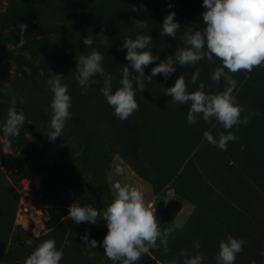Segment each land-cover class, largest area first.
<instances>
[{"label":"rangeland","instance_id":"rangeland-1","mask_svg":"<svg viewBox=\"0 0 264 264\" xmlns=\"http://www.w3.org/2000/svg\"><path fill=\"white\" fill-rule=\"evenodd\" d=\"M204 10L203 0H0V128L12 95L25 114L18 137L5 138L0 130V264H24L46 239L63 251L60 264H112L100 244L106 222L77 225L67 215L73 202L102 213L114 197L115 182L141 190L146 202L156 203L161 228L172 230L167 254L158 241L136 264H182L180 252L191 250L196 240L204 264H215L219 241L227 235L246 240L235 264H264V67L234 76L238 102L259 115L232 129L239 139L226 151L203 136L210 131L218 137L224 131L220 124L198 119L188 125L190 105L173 104L163 93L179 74L189 81L190 92L200 83L206 92L223 90V80L211 81L218 59L177 67L167 80L153 77L136 93L139 110L123 121L99 91L105 78L92 77L95 83L86 94L75 79V59L97 50L104 54L102 66L115 90L123 66H129L123 38L150 35L152 54L163 60L183 46L185 31L203 29ZM169 12L181 25L175 40L160 35ZM134 19L145 20L147 27L137 29ZM20 23L27 26L23 48L16 47ZM102 30L106 45L100 43ZM88 35L94 39L91 47L83 44ZM156 63L145 68V75ZM197 68L199 79L191 84ZM56 73L69 86L71 116L62 136L50 142L53 94L47 81ZM85 233L97 247L84 246Z\"/></svg>","mask_w":264,"mask_h":264},{"label":"clouds","instance_id":"clouds-1","mask_svg":"<svg viewBox=\"0 0 264 264\" xmlns=\"http://www.w3.org/2000/svg\"><path fill=\"white\" fill-rule=\"evenodd\" d=\"M203 7V29L185 31L182 37L183 46L176 47L175 52L163 60L152 54L150 35L137 34L135 38H123L121 50H127L124 58L130 67L123 66L120 86L115 90L102 66L104 54L93 50L87 55H80L75 59V79L82 89V94H86L91 84L95 83L91 78L99 74L105 78L104 86L99 89L100 93L113 109L114 115L123 121L139 110L136 93L144 91L146 84H150L153 77L161 75L167 80L176 72L177 67L195 66L204 60L214 62V58L218 59L221 64L212 71L211 81L213 85H219L223 80V90L206 92V85L200 83L197 90L190 92L189 81L185 75L179 74L174 84L165 88L163 93L171 97L173 104L190 105L187 111L188 125H196L198 119H203L213 127V121L220 124L224 131L220 132L218 137H214L210 131H205L203 136L211 145L226 151L230 142L239 139L232 129L247 125L252 115H259L257 111L238 102L234 95L237 87L234 76L240 72L251 73L257 67H264V0H203ZM132 25L137 29L147 27L145 20L134 19ZM17 27L20 30V39L16 47L23 48L27 43L24 38L27 26L20 23ZM180 27L175 21V13L169 12L160 26V35L175 40ZM100 36V43L106 45L108 37L103 35V30ZM83 44L91 47L94 44L93 37H84ZM156 61L159 63L151 68L149 75H145V68ZM199 73V68L192 73L191 84L197 83ZM63 78L60 73H56L47 81L53 94L50 101V130L47 133L50 142H55L57 137L62 136L66 122L71 116L69 86L62 82ZM3 87L12 91L9 83H5ZM23 102V98H20V103ZM24 124L25 114L22 110H17V98L12 95L7 118L0 130L5 138L18 137ZM243 147L241 145V150ZM82 152L81 149L76 155L80 156ZM112 189L114 197L102 213L90 204L80 206L78 202H73L68 207L67 217L77 225L82 222L95 224L98 220L106 222L107 233L100 244L104 255L112 264H136L151 249L158 247V241L163 247V252L167 254L170 251L168 242L172 230L161 228L155 214L156 203L146 202L144 193L128 184L115 182ZM81 240L86 248L97 247V241L89 240L87 233ZM245 243L244 238H234L231 235L221 239L215 255V264H235L237 255L243 251ZM200 248L201 242L196 240L193 241L191 250H182V264H204V256L198 252ZM62 259L63 251L57 249L56 241L46 239L25 258L24 264H60ZM172 264L176 262L173 261Z\"/></svg>","mask_w":264,"mask_h":264}]
</instances>
